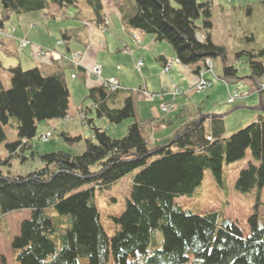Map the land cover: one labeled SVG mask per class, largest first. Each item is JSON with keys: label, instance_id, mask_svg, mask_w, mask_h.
<instances>
[{"label": "trees", "instance_id": "1", "mask_svg": "<svg viewBox=\"0 0 264 264\" xmlns=\"http://www.w3.org/2000/svg\"><path fill=\"white\" fill-rule=\"evenodd\" d=\"M50 1L64 5L63 0ZM116 1L125 29H141L157 41L168 42L185 64L222 56L224 79L238 77V70L227 63L226 47L213 40V0ZM0 4V29L13 15L50 12L49 0H0ZM88 4L92 9L88 20L61 30L58 43L78 39L90 24L108 25L102 0H88ZM198 33L205 35L204 41ZM243 53L255 83L264 82V48ZM7 69L11 86L6 88L0 80V146L7 138V125L16 128L19 139L7 143L5 159L0 155V215L31 210V218L21 222L20 233L11 241L18 264H80V258H86V264H108L111 258L113 264H264V226L254 221L244 236L236 222L218 212L198 214L175 203L177 196L194 194L202 186L206 169L221 185L224 164L244 158L247 150L259 163L250 162L240 171L236 187L242 192L262 188L264 114L229 136L222 116L199 114L178 129L175 141L163 144H152L144 137L145 122L134 120L125 135L113 137L85 115L93 135L84 139L82 153L39 154L30 144L38 122L64 121L69 115L66 68L53 73L20 65ZM259 94L264 108V88ZM86 98L91 100L88 108L95 107L97 116L109 123L136 118L134 99L126 88L112 91L102 84L90 87ZM63 136L70 143L83 140L81 135ZM25 150H32V157L39 156L44 165L24 176L5 175L2 167ZM137 168L141 170L134 177L125 209L112 216L118 228L109 236L96 191L111 187ZM86 184L92 186L80 189ZM49 207L56 208L55 215L46 212Z\"/></svg>", "mask_w": 264, "mask_h": 264}, {"label": "rangeland", "instance_id": "2", "mask_svg": "<svg viewBox=\"0 0 264 264\" xmlns=\"http://www.w3.org/2000/svg\"><path fill=\"white\" fill-rule=\"evenodd\" d=\"M74 1L75 4H72L69 0H63L64 5H60L49 0L48 9L50 12L46 16L44 10L13 15L12 18L6 22V27L8 26L12 32V30H15L12 27L19 30L22 28L24 29V27H30L32 24H34L36 28L41 24L43 30L47 32L49 39L55 43V37L60 36V32L57 31L58 27H69L79 24V20L73 19V15L76 14V12L81 9L86 15L90 12L92 13V9L86 0ZM214 2L213 20L215 25L213 29V40L215 43L226 47L227 63L233 65L238 70L237 78L225 80L223 79L224 60L222 56L218 55L211 57L214 63V73H210L209 77H211L213 81V87H218L220 84L226 86V95L223 93L217 100L220 104H223V106L219 108L220 110L230 107L227 115L223 117V119L228 118L227 126L228 128L231 127L229 130L230 132L226 129V135L229 136L254 121L247 120L248 122L246 121L242 126L232 128L237 116L244 114L245 117L249 119V117L253 115L257 116L258 114H264V110L254 109L255 106L260 107V94L255 89V83L251 77V70L247 62V54L243 53L249 51L256 52L264 48V0L251 1L250 4H252V7L247 5V0H231L227 3L224 0H214ZM219 3L225 4L228 9L231 5H236L238 9L233 12H224L218 9ZM48 24V28L51 31H49L47 27L45 28ZM164 44L171 46L168 42ZM239 53L243 54L237 57ZM0 72L5 71L4 69H0ZM7 74L11 76L10 72L5 75ZM138 74H140L138 70L133 71L134 77ZM5 75H2V82L6 88H9L11 86V77L8 81L7 78H4ZM68 80V86L71 92L69 113L73 114L75 118L66 121H39L36 135L30 140V144L33 148L32 150L39 154L57 150H66L71 153L80 154L85 149L84 139L92 137L93 135L91 125L84 123L79 118L78 109H80V107L84 109L90 107L91 100L86 98L89 90L88 88L92 86L91 83L99 84L101 80L98 77L89 75L86 77V81H83L81 77L75 80L69 78ZM227 83L233 92H243L245 96L250 93V95L254 94L255 96L250 100L247 99V103L245 104L247 106L245 108L234 110L240 103L226 104V100L230 95L227 90ZM213 87L209 89H213ZM132 89L135 105L138 96H140L139 98L147 96L143 91H138L137 86H133ZM207 96L208 95L203 94L200 98V102L202 103V107L208 110L217 100L211 101L210 105H208L205 102ZM178 98L179 97H177V99ZM151 103V105L157 106L160 102L156 100V102ZM220 114H223V112H220ZM89 118H94L96 125L107 128L109 134L113 137H122L125 135L127 127L134 120L133 118H127L118 124L113 122L108 123L109 121L106 119L101 120L97 116L95 109L93 113L88 116V119ZM54 124H58L57 129L53 128ZM107 125L110 126L108 127ZM47 130L52 131L54 136L44 141L41 136L47 133ZM5 131L7 138L0 146V155L4 159L8 156L7 143L19 139L16 128L7 125L5 126ZM64 133H68L71 136L81 135L83 140L78 143H70L64 138ZM32 150L21 152L20 156L12 159L11 165L3 166L2 170L4 174L13 177L19 175L24 176L41 168L44 164L39 156L32 157ZM250 162L255 164L259 163L253 158L251 151L247 150L244 158L231 163H225L223 166L224 179L221 185L216 181L211 170L206 169L202 186L194 194L177 196L175 198V203L198 214L214 211L218 212L222 217L236 222L242 229L243 235L247 236L250 233L254 221H256L259 226H264V186L262 188H253L247 192H242L236 187L240 171L247 167ZM140 170V168H137L119 179L111 187L103 190L97 189L96 191V204L100 211L101 222L109 236L114 235L118 228L112 216L121 215L125 209L127 198L130 197L133 187L134 177ZM91 186L90 184H86L80 189H86ZM46 212L50 215H55L57 211L55 207H49L46 209ZM29 218H31V210L28 208L13 210L0 215V264H18L16 261V253L11 247V241L14 236L20 233L21 222ZM86 263V258H80V264ZM108 264H113L112 258Z\"/></svg>", "mask_w": 264, "mask_h": 264}, {"label": "crops", "instance_id": "3", "mask_svg": "<svg viewBox=\"0 0 264 264\" xmlns=\"http://www.w3.org/2000/svg\"><path fill=\"white\" fill-rule=\"evenodd\" d=\"M86 1L88 2V0ZM251 1L253 0H247V5L250 7H252V4H250ZM115 3L116 5L109 10L110 24L108 27L104 28L102 25L90 24V26H87L81 32L82 35L80 34L78 39L74 37L63 43H58L60 36L55 37V43L52 42L47 32L43 30L41 24L36 28L32 24L30 27H24V29L19 30L12 27L15 29L12 32L5 24L4 28L0 29V60L2 62L0 69H4L5 71L0 72V80H3V74L9 73L7 68L20 65L23 69L39 67L44 73H53L61 69L62 66H65L67 83L69 78L75 80L78 77L86 81V77L88 75L91 76L86 70L100 65L102 67V73L101 78H98L101 81L99 84L91 83L92 86L90 87L100 86L103 84L102 80L115 77L124 88L130 90L131 95L133 86H137L138 91L141 90L147 95L146 97L143 96L144 98H139L140 96H138L135 105L136 118L133 119L145 122L144 137L149 138L153 136V144H163L174 139L178 129L186 122L196 118L199 114L205 113L210 118L214 115H227L230 107L220 110L219 108L223 104H220L217 100L223 93L226 95V86L220 84L218 87L214 88L212 86L213 89H207L204 93L202 92L208 95L207 100H205L208 105H210L211 101L217 100L208 110L202 107L200 98L203 94L197 93L193 89V86L197 82L196 67L198 64L196 65L195 63L190 66L185 64L175 65L167 75H162L161 71L164 59L176 56L173 48L164 44L166 43L165 41H157L153 34H147L145 32L143 33L141 44H137L131 32L124 28L121 21V12L116 0ZM218 9L224 12H233L238 7L231 5L228 9L225 4L219 3ZM91 14L90 12L86 15L80 9L79 13L76 12L73 15V19L79 20V24L69 27L82 26V22H86ZM46 27L48 28L49 24ZM69 27H58L57 31L60 32ZM49 31L51 30L49 29ZM23 40H28L30 42L29 46L23 47L21 45ZM43 51L45 53L42 55L41 52ZM78 52L81 53L80 62L82 67H77V64H64L62 60L64 56L71 57ZM140 60L144 64L139 69L137 63ZM134 70H138L140 74L134 77ZM74 74L77 76L73 77ZM10 77L7 74L4 78H7L9 81ZM172 86H177L180 93L173 95L170 91ZM227 90L228 93H233L228 83ZM151 94L156 95L154 99H152ZM249 95L250 93L247 96L244 95L235 100L233 104L240 103V105L234 110L245 108L247 106L245 105L247 99L250 100L255 96L254 94ZM132 97L134 99L133 95ZM177 97L179 98L177 99ZM229 97L230 95L226 100V104H231L228 102ZM156 100L160 103L157 106L151 105V102H156ZM121 101L122 99L118 101V104ZM163 104H172L173 108L169 112H165L161 107ZM83 109L82 107L78 109L79 115L84 113L86 118H88L93 113L95 107ZM254 109L264 110L261 106H255ZM220 112H223V114H220ZM69 116L70 119L75 118L73 114L69 113ZM242 117H245V115L241 114L236 117L232 128L242 126L247 120H256L258 115H253L249 119ZM223 120L225 121V126H227L228 118ZM55 125L57 124L53 126ZM107 126L109 127L110 125ZM230 128L228 126L226 127L228 131Z\"/></svg>", "mask_w": 264, "mask_h": 264}, {"label": "built area", "instance_id": "4", "mask_svg": "<svg viewBox=\"0 0 264 264\" xmlns=\"http://www.w3.org/2000/svg\"><path fill=\"white\" fill-rule=\"evenodd\" d=\"M132 34L135 38V41L137 44L140 45L141 43V39H142V31L140 29H132ZM22 45L23 46H26L28 45V42L27 41H23L22 42ZM80 54H76L75 55V58L79 57ZM63 62H66L68 61L67 58H63L62 59ZM73 61V59H71ZM177 63V64H180L181 63V59L177 58V59H172V58H168L166 59L165 63H164V66H163V70H162V73L163 74H167L169 72V70L172 68V66ZM143 65V62L140 61L138 63V66H142ZM212 67H213V64H212V61L211 60H206L203 67L199 70V79H198V82L195 86V89L197 92H202L204 91L205 89L209 88L212 83L211 81L206 77L207 73L208 72H212ZM101 66H95L92 70V73L97 75V76H100L101 74ZM105 85L110 87V89L112 91H115L119 88H121V85L119 83V81L116 79V78H109L105 81ZM260 88H264V83H261L260 84ZM179 91L177 89H174L173 90V94L176 95ZM238 97V93H234L230 99H229V102H232L235 98ZM171 108V105L170 104H166L164 106H162V109L164 111H169V109ZM51 132H48L45 136H44V139H48L50 136H51ZM151 138V137H149Z\"/></svg>", "mask_w": 264, "mask_h": 264}, {"label": "water", "instance_id": "5", "mask_svg": "<svg viewBox=\"0 0 264 264\" xmlns=\"http://www.w3.org/2000/svg\"><path fill=\"white\" fill-rule=\"evenodd\" d=\"M201 120H202V118H201ZM201 120H200V121H201ZM175 139H176V138H175ZM175 139H174L173 141H175ZM173 141H172V142H173Z\"/></svg>", "mask_w": 264, "mask_h": 264}, {"label": "bare ground", "instance_id": "6", "mask_svg": "<svg viewBox=\"0 0 264 264\" xmlns=\"http://www.w3.org/2000/svg\"><path fill=\"white\" fill-rule=\"evenodd\" d=\"M164 105H166V104H163L162 106H164Z\"/></svg>", "mask_w": 264, "mask_h": 264}]
</instances>
